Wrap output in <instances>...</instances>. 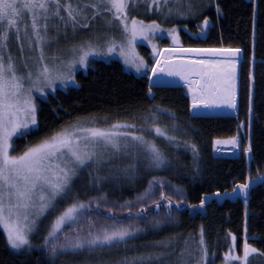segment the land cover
<instances>
[{"label":"snow or ice","instance_id":"6c2138e0","mask_svg":"<svg viewBox=\"0 0 264 264\" xmlns=\"http://www.w3.org/2000/svg\"><path fill=\"white\" fill-rule=\"evenodd\" d=\"M210 2L0 0V227L6 234L10 249L17 254L30 252L33 249L32 237L39 230L41 218L58 212L51 220L41 245L52 264L61 256L82 253L97 257L95 261L85 260L83 264H211L203 227L197 248L191 246L190 238L183 241L175 238L146 240L139 247L135 243L151 233H158L165 225L177 223L173 206L175 201V209L178 210L184 202V190L180 187H169L153 175L148 187L142 193H137L134 201H125L119 208L109 206L104 196L85 203L72 195L74 178L83 169L98 171L103 163L111 162L113 157L131 158L133 163L123 171L133 178L141 163H146L150 169L170 166L168 156L155 140L161 137L169 143L176 142V136L169 135L167 127L158 124L165 113L173 119L174 113L157 106L143 115L132 117L131 121L110 123L107 117L77 120L27 145L22 153L13 154L16 151L14 138H24L38 130L37 101L46 100L49 90L55 93L58 85L65 91L73 86L79 87L76 81L77 66L87 71L92 63L90 57L109 56L119 49L124 64L141 73L142 69L148 70V65L136 54V42H151L157 33L165 31L173 47L159 49L152 44L156 59L150 69L151 76H148L149 96H153L154 78L166 76L183 82L190 97L191 111L227 108L238 112L240 48H186L180 43V35L175 27L166 30L156 20L145 23L129 13V9L143 3L148 11L164 15L166 19L176 15L187 20L190 17L198 18L210 6ZM216 11L220 13L218 4ZM97 18H102L109 28L118 22L122 39L118 42L115 37H104L101 43L102 37L95 34L66 48L58 47L52 55L47 54L52 45H59L61 25L67 38L69 27L74 34L78 28L88 30L91 21ZM209 23L205 18L200 30L190 32V36H205ZM13 40L19 43L15 55L11 50ZM34 52L39 55L33 56ZM248 79L247 122L237 125V135L215 140L214 147L223 144L239 150L244 139L239 135V129L246 126L249 130L248 144L243 147V154L251 162L253 72L249 73ZM153 132L155 136L148 139ZM191 147L195 158L198 151L195 145ZM100 179L97 175L95 183L98 184ZM253 183L249 176L246 182L237 184L230 193L216 192L215 195L243 196L247 206ZM255 183H264V174L258 175ZM67 200H71V203L59 210L61 202ZM207 200V196L200 199V209L206 207ZM102 202L107 215L99 211ZM151 205L155 206L154 210ZM188 207L195 208L191 204ZM125 210L126 220L117 214ZM229 235L233 245L225 254V264H251L250 255L264 256V252L258 253L248 243L247 237L243 243V255L235 254L237 238ZM114 249L124 251H118L117 258L103 255ZM197 251L199 255H196Z\"/></svg>","mask_w":264,"mask_h":264},{"label":"trees","instance_id":"16d2710c","mask_svg":"<svg viewBox=\"0 0 264 264\" xmlns=\"http://www.w3.org/2000/svg\"><path fill=\"white\" fill-rule=\"evenodd\" d=\"M193 2L200 3L201 0ZM204 2L209 3V0ZM217 4L220 7L219 14L216 11ZM137 16L148 22L156 20L164 29L175 27L183 46L240 48L243 60L239 63L237 115L190 117L188 111L190 101L183 87L152 88L153 96H149L147 74L135 76L126 72L117 61L93 60L85 74H77L76 81L79 87L73 86L67 91L57 89L55 93L49 94L46 100L37 101L38 130L27 137L14 138L16 147L14 153H22L27 145L38 142L77 120L107 117L108 122H124L131 121L132 117L143 115L157 106L161 110L166 109L174 113L175 118H169L165 113L158 124L161 127L166 126L169 135L176 136V142L169 143L161 137H156L155 142L168 156L170 166L144 171L139 168L138 178L134 181L123 177V180L120 178L114 182H103L95 187L92 186L95 184L92 182L85 183L83 187L76 185L75 189L79 190L78 199L87 203L96 197L104 196L109 206L119 208L125 201H134L137 193H142L148 187V181L155 175L169 187L182 188L184 202L176 210L174 201L177 223L165 225L158 233H151L143 239L136 240L138 247L146 240L175 238L183 241L190 238L191 246L197 248L203 227L211 264H225V254L233 245L229 234L237 238L235 254L243 255L246 237L248 243L256 248L258 253L264 252V183L252 185L247 206L243 196L215 195L216 192L230 193L237 184L246 182L249 176L254 181L258 175L264 174V0H211L210 6L204 9L198 18L190 17L187 20L176 15L163 20L159 13H153L149 17ZM205 18L210 22L206 29L207 34L199 38L190 36V32L200 30ZM159 45L168 46L169 43L162 39ZM142 48L146 50L145 47ZM147 64L148 67L153 64L149 54ZM250 72L254 73L255 78L251 128L253 160L250 162L243 154V147L248 144L249 130L246 126L239 129V135L244 138L239 155L216 157L212 154L214 139H228L237 135V125L247 122ZM148 137L153 138L151 135ZM192 145H195L198 151L195 158ZM128 163L131 164L133 161L128 160L127 165ZM205 196L208 197L206 207L200 209L199 201ZM69 202L71 203V200ZM103 203L99 211L102 215H107ZM189 204L195 208H189ZM92 207L95 211V204ZM151 208L154 210L155 206L151 205ZM117 214L121 219H127L126 210ZM118 251L124 250L114 249L111 253L106 252L103 255L117 258ZM212 253L215 255H211ZM196 255H199L198 251ZM61 257L55 264H58ZM73 257L78 260L97 259L95 255L89 257L87 253ZM249 259L251 264H264V256L259 254H252ZM0 264H52V261L42 248L17 254L8 247L0 229Z\"/></svg>","mask_w":264,"mask_h":264},{"label":"rangeland","instance_id":"374dc122","mask_svg":"<svg viewBox=\"0 0 264 264\" xmlns=\"http://www.w3.org/2000/svg\"><path fill=\"white\" fill-rule=\"evenodd\" d=\"M129 13L132 16H135L137 19H141L139 18L137 15H142L145 17H149L151 16L153 13L155 12H150L148 11L147 7L145 4L141 3L138 7H134L129 9ZM89 15H91V12L89 13ZM163 20H167L170 19V17H168L167 19L165 18L164 15H161ZM173 17V16H172ZM144 20V19H142ZM145 21V20H144ZM145 23H151V21H145ZM171 29V28H168ZM167 30V29H166ZM95 34H99L102 39H101V43H103V38L104 37H115L116 40L119 42L122 39V30L119 26V23L116 22L112 25L111 28H109L105 23L104 20L102 18H97L95 20L91 21V28L88 30H82V29H77V31L75 32V34L72 31V28L69 27L67 30V38H65V36L63 35V26L61 25V35H60V39H59V45H52V47H50L48 49L47 54L48 55H52L56 49L59 48H66L68 46H70L73 42H80L82 40L87 39L89 36L95 35ZM165 39L168 41L169 45L168 46H160L159 45V41ZM152 44H155L159 49H166V47L171 48L173 47L172 44V40L171 38L168 36L167 31L163 32V33H157L155 38L149 42L148 40H138L136 42V46H135V50H136V54L139 57H142L145 61V63L147 64V54H149V57L153 60V64L152 66L155 65V57L153 54V48H152ZM142 47H145L146 50H144ZM11 50L12 53L15 55L18 53L19 50V43L15 40L11 41ZM28 49L27 47H25V52L28 53ZM33 56H38L39 53L38 52H34L32 53ZM91 61H104V62H109V61H117L119 62L123 69L126 72H129L135 76H142L144 74L149 75L150 74V69L151 67H148V70H143L141 71V73H137L135 71V69L129 68L128 66H126L123 62V60L121 59L120 55H119V49H117V51L109 56H100V57H90L89 58ZM239 60H241V58H239ZM148 65V64H147ZM89 67V66H88ZM238 71H239V64H238ZM87 71L81 69L79 66H77L76 69V76L78 73H86ZM183 88L186 90L187 93V88L185 86H183ZM57 89H61L64 90L62 87H60L59 85L57 86ZM49 94H52V92L49 90ZM38 95V94H37ZM40 100H44V99H40ZM189 101H190V97H189ZM212 115H224V114H233L234 112L227 109V108H221V109H214V110H210ZM112 122H116V121H112ZM110 122V123H112ZM122 122V121H120ZM103 123V122H101ZM151 136H155V133H151ZM148 139H152L151 137H147ZM224 140V139H221ZM217 149H219V151H217ZM212 152L214 155L217 156H225L227 154H234L237 151H233V149L231 148L230 145H216L214 147V142H213V149ZM14 155H16L15 153H13ZM20 154V153H19ZM131 161V158H124V157H113L111 159V162H105L102 164V166L98 169V171L96 169L93 168H85L83 169L77 177L74 178V183L72 186V195L78 197L79 195V190L75 189L76 185H82V187L85 185V183H91V181H93L92 183H95L94 178L99 175L102 179H100L99 183H103V182H114L115 180H120V178L122 179L123 177H126L127 180L130 181H134L138 178L137 173L135 174V177H131L130 175H126L125 172L123 171L128 165H130V163L127 162ZM142 164V166H140ZM139 165V168L141 170L144 171L148 170L150 168H148L146 166V163H141ZM152 170V169H150ZM91 173V176L89 175ZM117 173H121L122 175L125 176H119ZM125 178V179H126ZM123 180V179H122ZM98 183V184H99ZM97 183L93 184L92 186L95 187V185H98ZM70 200L67 201H62L59 207V210H62L63 207H66L70 202ZM245 202V200H244ZM55 214H58L55 213ZM48 215L46 218L42 217L41 218V222L39 224V230L33 235L32 237V244H33V249L32 250H39L41 249V245L43 242V237L47 234V229L49 227V224L51 222L52 219H54V215ZM1 231L3 232L2 227H0ZM5 239H6V234L3 232ZM7 242V239H6ZM8 245V244H7ZM9 247V246H8ZM10 248V247H9ZM12 250V249H11ZM14 251V250H13ZM70 256L65 258V257H61L60 261L58 262V264H83V262L85 260L88 259H82V260H78V258L73 257V255L69 254ZM113 258V257H111ZM96 260V259H95ZM92 260V261H95Z\"/></svg>","mask_w":264,"mask_h":264},{"label":"water","instance_id":"95a60500","mask_svg":"<svg viewBox=\"0 0 264 264\" xmlns=\"http://www.w3.org/2000/svg\"><path fill=\"white\" fill-rule=\"evenodd\" d=\"M184 47H195V46H184ZM202 48H221V47H202ZM222 48H231V47H222ZM234 49V48H233ZM241 61L243 60V55H242V51H241V55L240 57ZM148 76H151V71L150 74ZM148 86H149V81H148ZM183 87V82L179 81L176 78H170V77H159V78H154V83L152 85V88H180ZM189 116L193 117V118H208V117H213L214 115L211 114L210 110H200L199 112H193L190 110L191 107V101L189 103ZM232 116H236L237 112H234L233 114H231ZM256 180H254L253 184H257L255 183ZM249 199V197H248ZM245 200V199H244Z\"/></svg>","mask_w":264,"mask_h":264},{"label":"flooded vegetation","instance_id":"af4514ba","mask_svg":"<svg viewBox=\"0 0 264 264\" xmlns=\"http://www.w3.org/2000/svg\"><path fill=\"white\" fill-rule=\"evenodd\" d=\"M185 94H186V96L189 98V96H188V94L186 93V90H185ZM190 103V102H189ZM189 106V105H188ZM188 111H189V107H188ZM222 116V115H221ZM215 140H217V139H214V141ZM213 141V142H214ZM212 149H213V144H212ZM233 151H237L236 153H234V154H227V155H225V156H217V155H214L213 154V152H212V154L214 155V156H216V157H226V156H234V157H237L238 155H239V151H240V149L239 150H235V149H233Z\"/></svg>","mask_w":264,"mask_h":264}]
</instances>
